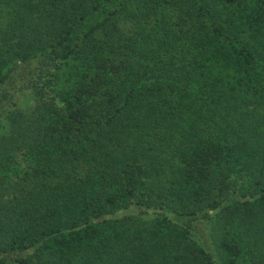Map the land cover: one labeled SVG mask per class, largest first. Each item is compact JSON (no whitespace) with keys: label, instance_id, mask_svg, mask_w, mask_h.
I'll return each mask as SVG.
<instances>
[{"label":"trees","instance_id":"obj_1","mask_svg":"<svg viewBox=\"0 0 264 264\" xmlns=\"http://www.w3.org/2000/svg\"><path fill=\"white\" fill-rule=\"evenodd\" d=\"M0 264H264V0H0Z\"/></svg>","mask_w":264,"mask_h":264},{"label":"rangeland","instance_id":"obj_2","mask_svg":"<svg viewBox=\"0 0 264 264\" xmlns=\"http://www.w3.org/2000/svg\"><path fill=\"white\" fill-rule=\"evenodd\" d=\"M201 232L204 233V236H205V235L207 234V229H206V227L202 228V229H201Z\"/></svg>","mask_w":264,"mask_h":264}]
</instances>
